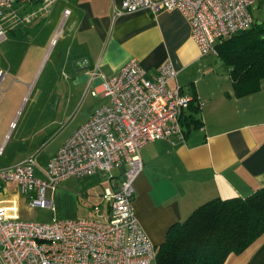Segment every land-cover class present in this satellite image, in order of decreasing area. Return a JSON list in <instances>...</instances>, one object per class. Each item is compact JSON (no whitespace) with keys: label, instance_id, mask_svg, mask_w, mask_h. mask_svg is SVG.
I'll return each instance as SVG.
<instances>
[{"label":"crops","instance_id":"1","mask_svg":"<svg viewBox=\"0 0 264 264\" xmlns=\"http://www.w3.org/2000/svg\"><path fill=\"white\" fill-rule=\"evenodd\" d=\"M17 2L13 8L19 14L33 10V18L38 13L40 17H54L55 25L41 48L59 40V54H63L62 62L69 73L68 83L57 84L58 91L36 95L25 111H15L5 122L6 130L0 137L2 153L8 143L6 131L14 135L7 166L35 154L37 164L45 167L48 158L76 129L63 134L69 101H83L84 93L97 98L88 106L87 119L107 101L99 94L103 85L100 73L110 76L131 58L155 72L169 60L176 76L168 85H179L192 101L181 114L183 138H157L140 148L142 169L133 180L132 207L152 244L160 245L169 227L184 220L200 203L215 197L245 196L264 187V79L257 91L236 95L230 67L217 53L199 51L191 39L189 23L178 9H139L112 16V6L121 0H53L48 10L40 13L41 0ZM66 8L69 13L64 15ZM62 19L64 27L58 34L57 24ZM22 25L25 23L6 32ZM39 32L35 29L28 35L36 37ZM209 54L216 55L226 71L219 70ZM92 89L97 93L91 94ZM120 172L113 170L118 178ZM106 187L89 186L90 204L103 203L101 194ZM9 196L10 192H2L0 204ZM223 264H264V236L244 251L230 254Z\"/></svg>","mask_w":264,"mask_h":264},{"label":"built area","instance_id":"2","mask_svg":"<svg viewBox=\"0 0 264 264\" xmlns=\"http://www.w3.org/2000/svg\"><path fill=\"white\" fill-rule=\"evenodd\" d=\"M0 0V39L6 30L29 22L36 11L19 14L15 2ZM256 0H121L112 16L139 9L157 12L178 9L187 19L191 39L202 54L216 53L215 44L250 27L251 5ZM53 0H41L37 11H47ZM64 15L69 9H64ZM5 70L0 67V83ZM93 74L96 70H93ZM103 77L107 101L72 131L45 167L29 154L0 168V193L10 192L0 204V264H151L157 246L143 231L134 209V181L142 167L140 148L157 138H183L179 114L191 96L168 82L176 69L168 60L155 72L131 58L118 71ZM1 91V88H0ZM97 93L95 89L91 94ZM0 146V152H1ZM120 169V178L113 170ZM108 172V186L101 194L106 209L95 205L103 219L93 217L42 221L16 214V191L31 207L52 208L51 192L60 180ZM38 170L40 173H35Z\"/></svg>","mask_w":264,"mask_h":264},{"label":"rangeland","instance_id":"3","mask_svg":"<svg viewBox=\"0 0 264 264\" xmlns=\"http://www.w3.org/2000/svg\"><path fill=\"white\" fill-rule=\"evenodd\" d=\"M16 3V2H15ZM19 7V3L15 4ZM31 9V7H27ZM22 10V9H20ZM253 23L264 22V0H256L250 7ZM40 13L44 11H38ZM39 14V13H38ZM31 21L26 22L25 26L16 27L13 31L6 32V37L0 39V66L7 72L2 77V90L0 91V137L6 130V123L15 113L25 111L32 99L39 94H53L58 91L59 85L68 82L67 76L69 69L63 64L62 55L59 54L60 41H53L51 46L41 48L45 44L49 31L55 25L54 17H40L38 15ZM40 22L37 26L36 23ZM35 26V27H34ZM63 19L57 24L58 34L63 30ZM40 30L36 37L28 34L33 30ZM13 32V33H11ZM54 44V46H53ZM209 56L217 61L219 70L226 71V66L222 65L220 59L213 54ZM11 86V90H7ZM84 99L74 98L69 101V116L66 119L64 133L70 132L79 123L87 119L89 105H93L97 98L84 93ZM82 101V102H81ZM72 109V110H71ZM7 145L3 153L0 152V168L6 167L11 163L10 148L13 144L14 135L6 131ZM108 172L96 169L95 172L83 176H69L56 183L51 192L52 208L31 207L26 203L24 194L16 191L14 199H17L16 214L22 219H36L47 221L51 218L67 219L78 217H93L103 219L100 213L105 209L106 202L101 203L97 210L90 204L89 186L98 188L108 186ZM1 194V193H0ZM92 203V202H91ZM95 204V203H94ZM154 264V262L152 263Z\"/></svg>","mask_w":264,"mask_h":264},{"label":"trees","instance_id":"4","mask_svg":"<svg viewBox=\"0 0 264 264\" xmlns=\"http://www.w3.org/2000/svg\"><path fill=\"white\" fill-rule=\"evenodd\" d=\"M251 24L215 44L216 53L230 67L238 96L257 91L264 79V22ZM262 236L264 187L245 196L215 197L169 227L157 246L155 264H223Z\"/></svg>","mask_w":264,"mask_h":264}]
</instances>
